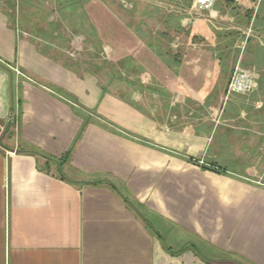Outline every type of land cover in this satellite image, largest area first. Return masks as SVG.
<instances>
[{
  "label": "crops",
  "instance_id": "0c3cea01",
  "mask_svg": "<svg viewBox=\"0 0 264 264\" xmlns=\"http://www.w3.org/2000/svg\"><path fill=\"white\" fill-rule=\"evenodd\" d=\"M168 1L186 7L175 21L188 40L169 49L159 41V53L106 1L83 4L113 68L189 111L174 124L104 93L0 7V264H264V183L251 168L219 164L222 154L242 159L237 145L260 144L250 133H263L252 118L264 112L213 113L253 42L254 0H217L202 17L187 13L194 0ZM86 117L63 164L32 153L64 158Z\"/></svg>",
  "mask_w": 264,
  "mask_h": 264
},
{
  "label": "rangeland",
  "instance_id": "374dc122",
  "mask_svg": "<svg viewBox=\"0 0 264 264\" xmlns=\"http://www.w3.org/2000/svg\"><path fill=\"white\" fill-rule=\"evenodd\" d=\"M104 1L107 2L132 31L140 35L145 41L157 38L162 47L169 49L170 43H174L178 37L183 42L188 40L186 34H184L186 31L181 26H178L175 21L176 18H179L184 13L183 9H186V7H180L174 1L171 3L168 0ZM262 5H264V0L260 2L259 0L253 1L251 9L253 13L247 25L253 30L251 33L245 35V39H249V41L252 39L253 41L249 43L251 44V51L248 50L249 44L245 40L247 43L242 46L243 49H240V52L242 53L245 50L246 54L244 55L243 53L238 58V60L241 59V65L245 68L257 70L259 74V87L256 92L246 97L236 95V97H239V100H235V102L232 98L226 101L225 94H222L221 99L214 102L215 106L213 108L215 110L213 113H215V120L221 116L223 110L229 108L259 109L264 112V94H261L263 91L261 84L264 82V36H259L261 40H257L252 35L256 31L254 22ZM0 7L12 19L14 18L16 24L34 37L39 38L40 47L47 54L58 57L68 65L74 67L76 71L80 70L81 72H89L91 75H94L101 86L108 92L122 95L128 101L136 103L145 113L161 121H167L169 124L177 123L178 120H181V123H183L192 117L188 116L189 111H186L187 113L185 112L184 114V112H180L179 107H171L170 104L173 99L168 93L157 91L154 86L148 85L147 82L143 86L152 88H141L142 85L138 82L135 74H125L124 70L121 71L118 68H113L114 66H112L111 61L105 54L102 45L96 40L90 24L84 17L83 10L78 4L77 6L75 4L73 6L72 4L66 5L65 3L57 4L54 0H0ZM165 21L166 23L170 22L171 27L168 28L169 31H165ZM262 31H264V26L262 27ZM179 34L181 36H178ZM258 48H261V52L257 51ZM255 50L258 52L257 55L261 53L259 63L253 61L255 57L253 51ZM123 78L128 79L134 85L127 84ZM193 103L195 102L193 101L191 105L194 108ZM201 107L204 108L202 105ZM189 108L187 107L185 110L193 109ZM252 120L256 122V127H258L259 122V124L263 125H261L263 128H260L263 131L262 134L250 133L253 134L252 136H254L255 140H259L260 144L237 145L243 152V155H241L242 159L236 161L235 157L222 154L219 164L228 167L232 171L243 167L246 169L251 168L256 174L252 178L260 179L264 183V144H262L264 142V114L261 119L255 116Z\"/></svg>",
  "mask_w": 264,
  "mask_h": 264
},
{
  "label": "built area",
  "instance_id": "2783aa9c",
  "mask_svg": "<svg viewBox=\"0 0 264 264\" xmlns=\"http://www.w3.org/2000/svg\"><path fill=\"white\" fill-rule=\"evenodd\" d=\"M217 0H194L192 6L188 8L187 13L190 16H204L207 12H211ZM261 0H259L260 2ZM252 30H249L251 33ZM259 85V74L256 69L245 68L241 65V59L234 65L231 78L228 82L225 100H229L236 95H251L256 92ZM14 119V114L10 118Z\"/></svg>",
  "mask_w": 264,
  "mask_h": 264
},
{
  "label": "trees",
  "instance_id": "16d2710c",
  "mask_svg": "<svg viewBox=\"0 0 264 264\" xmlns=\"http://www.w3.org/2000/svg\"><path fill=\"white\" fill-rule=\"evenodd\" d=\"M84 1H86V0H75V1H71V3L69 2V3H66V5H71L72 4V6L75 4L76 6H77V4L82 8V10H83V14H84V17L86 18V15H85V13H84ZM58 4H64V3H58ZM252 10L251 11H248L247 12V17H248V19L250 20L251 19V16H252ZM87 19V18H86ZM255 29H259V28H262L263 26H264V5H262L261 6V8H260V10L258 11V13H257V15H256V19H255ZM90 28L92 29V32H93V34L95 35V37H96V40H98V43H100L101 45H102V43H101V40H100V38L98 37V35H97V33H96V30L93 28V26L92 25H90ZM147 43H148V45L153 49V50H155L156 52H158V49H160V48H157V47H160V43H159V40L156 38H154L153 40H150V41H146ZM251 47V44H249V47H248V50L249 51H251L250 48ZM260 47V46H259ZM261 49V48H260ZM260 49L258 48L257 49V51L259 52L260 51ZM254 53H255V57H254V59H253V61L254 62H256V63H259V60H260V58H261V53H259L258 55H257V53L258 52H256V50L255 51H253ZM261 52V51H260ZM159 53V52H158ZM124 80L127 82V84H132V85H134L132 82H130L128 79H125L124 78ZM142 88H145V89H151L150 87H148V86H141ZM261 89H263V91H264V82H262V84H261ZM103 90H104V93H107L108 91L105 89V88H103ZM67 95V98L70 100V101H75V98L73 97V96H71V95H69V94H66ZM130 103L131 104H133V105H135V106H138L136 103H134L133 101H130ZM89 122H90V119H89V117H86V118H84V122H83V124H82V126H81V128H80V130L78 131V133H77V135H76V137H75V139H74V142H73V144H72V146H71V148H70V150L68 151V153L66 154V156L64 157V158H62V159H55V158H52V157H50V156H48V155H46V154H44V153H41V152H32V153H37V154H41V155H43V156H45L46 158H48L49 160H54V161H57L59 164H63L65 161H67L68 160V158L70 157V155H71V153H72V151H73V149H74V147H75V145L77 144V142L80 140V138L82 137V135H83V133H84V131H85V129H86V127H87V125L89 124ZM110 123L108 122V124L107 125H109ZM10 131H8L7 133H9ZM6 133V134H7ZM204 168H206V169H212V170H215V171H217V172H221V173H225L226 172V169H224V168H222V167H218V166H216L215 164H210L209 166H207V165H205V166H203ZM203 258H205L207 261H209V259L208 258H206V257H204L203 256Z\"/></svg>",
  "mask_w": 264,
  "mask_h": 264
},
{
  "label": "water",
  "instance_id": "95a60500",
  "mask_svg": "<svg viewBox=\"0 0 264 264\" xmlns=\"http://www.w3.org/2000/svg\"><path fill=\"white\" fill-rule=\"evenodd\" d=\"M12 126V120L9 121L8 126L6 128V133L11 129Z\"/></svg>",
  "mask_w": 264,
  "mask_h": 264
}]
</instances>
